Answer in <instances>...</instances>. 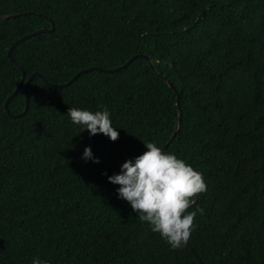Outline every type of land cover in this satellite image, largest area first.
<instances>
[{
  "label": "trees",
  "instance_id": "obj_1",
  "mask_svg": "<svg viewBox=\"0 0 264 264\" xmlns=\"http://www.w3.org/2000/svg\"><path fill=\"white\" fill-rule=\"evenodd\" d=\"M0 264H201L173 249L108 177L162 149L202 170L189 245L204 264H264V0H0ZM24 85L35 77L25 115ZM152 63V66L150 64ZM107 108L119 138L90 135L69 108ZM85 147L93 158L82 159ZM203 210L202 214L199 211Z\"/></svg>",
  "mask_w": 264,
  "mask_h": 264
},
{
  "label": "clouds",
  "instance_id": "obj_2",
  "mask_svg": "<svg viewBox=\"0 0 264 264\" xmlns=\"http://www.w3.org/2000/svg\"><path fill=\"white\" fill-rule=\"evenodd\" d=\"M67 115L75 125L82 126L90 135L102 133L111 141L119 138L107 108L91 111L69 108ZM147 151L128 160L121 172L108 177L119 185V198L127 201L141 222L149 225L173 249L183 247L197 227V211H189L196 198L207 191L204 176L191 164L174 153L165 152L155 142L144 143ZM82 159L93 158L90 147H85ZM202 214L203 210H199ZM32 264H48L34 258Z\"/></svg>",
  "mask_w": 264,
  "mask_h": 264
},
{
  "label": "water",
  "instance_id": "obj_3",
  "mask_svg": "<svg viewBox=\"0 0 264 264\" xmlns=\"http://www.w3.org/2000/svg\"><path fill=\"white\" fill-rule=\"evenodd\" d=\"M26 14H29V12H22V13H17V14H5L3 12L0 11V17L4 18V19H7V18H11V17H16V16H20V15H26ZM49 21L52 23V26L50 28H47V27H44V28H39L31 33H28L22 37H20L19 39H17L12 45L11 47L9 48L8 50V56L9 58L20 68V70L22 71V77H21V80L20 82L18 83L17 87L12 91V93L7 97L6 101H5V110L7 111V113L9 114L10 117H20V116H23L27 113L28 111V107H29V96H28V91H27V88L30 84V82L35 78V77H41L43 82L48 84V85H51V86H56V87H66L68 85H70L72 82H74L81 74L85 73V72H88V71H91V70H99V71H105V72H115L121 68H124L126 67L131 61H133L135 58L139 57V56H142V57H145L149 60V58L147 56H145L144 54H136V55H133L132 57H130V59L123 65L119 66V67H115V68H103V67H100V66H90L88 68H85V69H82L80 71H78L70 80L64 82V83H60V84H54L50 81H48L46 78L42 77L41 74L39 73H32L26 80V83L24 85V94H25V109L24 111H22L21 113H18V114H14L10 111L9 109V104L11 102V100L13 99L14 96H16V94L19 92V90L21 89L24 81H25V69L24 67L15 59V57L13 56V50L20 44L22 43L23 41L27 40V39H30L31 37L33 36H36L38 34H41V33H45V32H52L54 29H55V26L53 24V21L51 19H49ZM151 66H152V63L150 62ZM153 67V66H152ZM169 83V85L172 87V89L176 92L177 94V104H178V110H179V117H178V120H177V125L175 127V130H174V133L172 135V137L170 138V140L166 143V145L164 146L163 150L166 151L168 145L170 144V142L174 139V137L176 136V134L178 133L179 129H180V126H181V122H182V112H181V109H180V98H179V92L178 90L174 87V85L172 83L169 82L168 79H166ZM197 171H199L201 174H202V170H198L196 169ZM198 200V197L196 198V201ZM195 201V203H196ZM190 248L191 250L194 252L195 256L199 259L200 263L201 264H204L202 262V260L200 259L199 255L194 251V249L189 245V243L187 242L186 243Z\"/></svg>",
  "mask_w": 264,
  "mask_h": 264
}]
</instances>
